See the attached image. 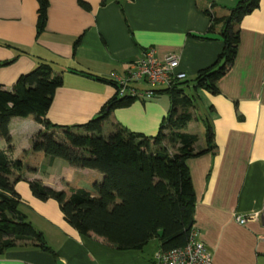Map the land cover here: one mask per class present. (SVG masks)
<instances>
[{
  "label": "crops",
  "instance_id": "obj_1",
  "mask_svg": "<svg viewBox=\"0 0 264 264\" xmlns=\"http://www.w3.org/2000/svg\"><path fill=\"white\" fill-rule=\"evenodd\" d=\"M48 2L47 23L38 36L37 0H0V65L11 62L0 67V85L12 91L22 75L40 63L51 65L53 74L62 76L64 82L55 93L47 119L55 125L75 126L95 118L118 92L99 79L118 84L150 49L162 60L169 55L178 57L177 72L185 74V81L212 66L222 44L217 34L207 32L210 19L203 12L224 17L238 0ZM238 28L237 55L218 81V93L190 91L192 121L187 132L198 137L196 151L206 147L207 124L213 132V151L186 162L195 196L193 227L211 255V264H264V0H259L258 8ZM128 86L150 89L145 82ZM198 101L203 102L201 109L196 106ZM169 110L166 95L137 99L130 107L113 111L105 125L121 124L131 132L154 137ZM200 125L202 138L196 134ZM41 129L32 118H15L10 123L12 140L27 137L26 145ZM2 141L0 149L5 150ZM11 158L19 159L14 154ZM78 170L87 172L86 176L94 171L65 168L59 191H65L71 178L72 183L81 178ZM96 174L89 175L85 190L93 191L94 184L102 181L103 175ZM24 179L52 187L39 177ZM43 209L36 214V229L43 231L58 259L19 245L0 255V264H57L59 260L64 264H152L158 252L150 245L142 252L118 251L95 235H80L65 219L51 218ZM255 213L258 218L244 225L235 220Z\"/></svg>",
  "mask_w": 264,
  "mask_h": 264
},
{
  "label": "trees",
  "instance_id": "obj_2",
  "mask_svg": "<svg viewBox=\"0 0 264 264\" xmlns=\"http://www.w3.org/2000/svg\"><path fill=\"white\" fill-rule=\"evenodd\" d=\"M37 1L39 36L47 23L49 2ZM258 6L259 0H238L224 17L203 12L210 19L207 32L219 36L222 50L215 63L198 71L193 79L154 90L156 96L166 95L170 99L169 115L154 137L131 132L121 124H114L113 132L104 135L105 123L113 111L128 108L137 101L129 95L119 97L118 92L86 124L51 123L47 114L64 81L62 76L53 74L47 63H40L22 75L12 91L0 85V141L4 140L7 145V149H0V255L23 245L58 259L44 233L19 210L21 197L15 186L26 179L22 177L23 161L11 158L14 146L10 123L15 118H32L42 126L32 139V152L103 175L102 181L94 184L93 191L77 189L71 194L45 186L39 180L27 181L36 198L59 204L66 223L80 235H95L118 251L142 252L154 240L159 242L158 253L185 246L194 225L195 205L186 162L214 149L213 132L208 124L206 147L199 151L194 148L198 137L187 132L192 121L189 110L193 95H188L186 90L218 93L217 83L230 70L237 55L238 26ZM99 80L117 90L120 88L116 82Z\"/></svg>",
  "mask_w": 264,
  "mask_h": 264
},
{
  "label": "built area",
  "instance_id": "obj_3",
  "mask_svg": "<svg viewBox=\"0 0 264 264\" xmlns=\"http://www.w3.org/2000/svg\"><path fill=\"white\" fill-rule=\"evenodd\" d=\"M178 57L169 55L163 60L159 59L154 49L146 51L144 58L132 66L127 73V78L120 80L118 95H129L144 101L156 96L154 90L169 87L176 81L185 79V74L177 72ZM130 82H145L150 89L137 90L130 88ZM252 214L247 218L235 217L239 225L258 218ZM152 264H211V255L204 244L198 239L197 230L192 228L187 244L181 248L173 249L166 253H156Z\"/></svg>",
  "mask_w": 264,
  "mask_h": 264
},
{
  "label": "rangeland",
  "instance_id": "obj_4",
  "mask_svg": "<svg viewBox=\"0 0 264 264\" xmlns=\"http://www.w3.org/2000/svg\"><path fill=\"white\" fill-rule=\"evenodd\" d=\"M190 91L191 90H189L188 94H192ZM202 103L203 102L198 101L196 102V106L201 109ZM200 116L203 118L202 113ZM202 128L203 127L201 125L197 126V131H196V134H198L199 137L201 136V138L203 137V132L200 131L199 129H202ZM111 132H113V128L109 126L108 124H106L104 127V135L108 136ZM24 135H26V133H24L23 136ZM25 139H27V137H25ZM25 139L22 140L21 137H17L12 142L13 146L15 145L16 147V151L14 149L12 155L14 154V156H18L19 159L22 160L24 163L22 177H26L28 179H31V178L37 179L39 177L45 182V184L51 185L52 187L50 188L58 190V188H60L61 186L60 184L63 183L62 178L66 177L65 168H69L70 165L66 163L64 160L54 158L51 156H47L44 153L32 152L30 148V144L32 147V143L27 142L28 145H26ZM1 143H2L1 145H5L4 140ZM52 159L55 162H51ZM78 171L82 172V174L80 175L81 178L77 180L76 176L78 175H75L74 179L77 181H74L72 183L73 178H71L70 179L71 183L64 185L65 187L64 190L67 193L71 194L72 191L77 190L76 186L78 185H80V187L84 189L86 188L88 189L89 180H90L89 175L96 176L97 175L96 173H98L97 171H93V172L90 171L92 174L88 172L86 176L85 173L87 172H84L83 170H78ZM35 176H38V177H35ZM23 185H26L27 187L24 190H21L20 187H23ZM16 190H18V192L21 195V204H20L19 210L27 216L29 222L31 223L33 222L32 224L34 225L35 228L38 225L35 219L37 216L36 214H38V211H42L43 208H45L43 209V211L49 214L51 218H55V219L57 218L58 220L64 221L63 220L64 217L60 210L59 204L54 200L41 201L38 198H36L32 194L29 184L28 182H26V180L18 182L16 184ZM41 232L43 233V231ZM158 247H159L158 240H154L150 244V249L152 250H157Z\"/></svg>",
  "mask_w": 264,
  "mask_h": 264
},
{
  "label": "water",
  "instance_id": "obj_5",
  "mask_svg": "<svg viewBox=\"0 0 264 264\" xmlns=\"http://www.w3.org/2000/svg\"><path fill=\"white\" fill-rule=\"evenodd\" d=\"M57 264H64L61 260L57 261Z\"/></svg>",
  "mask_w": 264,
  "mask_h": 264
}]
</instances>
